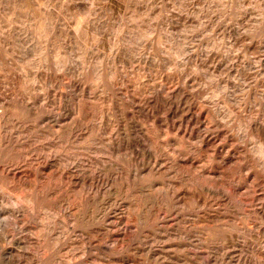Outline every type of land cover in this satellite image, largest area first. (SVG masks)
I'll use <instances>...</instances> for the list:
<instances>
[{
  "label": "rangeland",
  "instance_id": "obj_1",
  "mask_svg": "<svg viewBox=\"0 0 264 264\" xmlns=\"http://www.w3.org/2000/svg\"><path fill=\"white\" fill-rule=\"evenodd\" d=\"M0 264H264V0H0Z\"/></svg>",
  "mask_w": 264,
  "mask_h": 264
}]
</instances>
